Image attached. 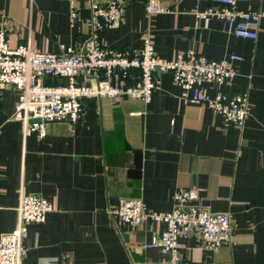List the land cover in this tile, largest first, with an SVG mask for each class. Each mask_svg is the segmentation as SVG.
<instances>
[{
	"label": "crops",
	"instance_id": "1",
	"mask_svg": "<svg viewBox=\"0 0 264 264\" xmlns=\"http://www.w3.org/2000/svg\"><path fill=\"white\" fill-rule=\"evenodd\" d=\"M117 1L123 4L120 25L99 33L108 46H137L149 29L162 60L188 50L213 59L239 56L231 82L203 83L200 91L209 97L219 90L246 92L245 123L238 128L184 101L190 93L163 73L149 103L84 99L77 124L49 123L39 139L23 135L21 121L12 118L15 89H0V235L15 228L20 196L35 194L53 210L44 223L28 226L20 264H59L64 254L74 264L160 261L158 250L142 245L164 225L117 227L109 209L120 198H139L151 211H168L177 189L199 187L210 211L230 214L231 240L208 251L194 231L179 239L181 255L190 264H264V20L252 40L226 32L215 17H196L217 8L211 0H165L170 11L151 17L146 0ZM236 7L264 12V0ZM77 8L81 18L71 24L66 1L0 0V25L11 47L57 53L80 47L90 33L85 3Z\"/></svg>",
	"mask_w": 264,
	"mask_h": 264
},
{
	"label": "built area",
	"instance_id": "2",
	"mask_svg": "<svg viewBox=\"0 0 264 264\" xmlns=\"http://www.w3.org/2000/svg\"><path fill=\"white\" fill-rule=\"evenodd\" d=\"M68 4V17L74 24L81 17L77 4L84 2L89 13L90 33L78 48L60 47L61 52L43 51L28 44L11 47L6 27L0 25V89L12 87L17 92L12 118L22 123L23 135L43 139L49 123L77 124L82 118V100L95 98L116 102L138 100L147 104L157 88L159 75L169 73L177 87L188 91L184 101L206 107L220 115L225 123L241 128L250 111L246 92L217 91L212 97L202 93L203 83L225 85L236 76L235 61L213 59L188 50L171 60H162L154 50L149 29L142 33L137 46L121 48L106 45L99 36L101 30L118 27L122 21L123 4L117 0H63ZM165 0H146L148 17L170 10ZM177 1V0H176ZM199 2L207 0H197ZM217 8L197 12L196 17H215L234 36L256 39L264 12L244 11L236 5L249 0H211ZM100 71H104L101 73ZM54 81V82H50ZM62 81V82H58ZM38 120L37 122H31ZM199 187L177 189L168 211H151L139 198H120L109 209L114 226L137 227L143 223H161L164 230L153 233L143 249L155 248L163 256L160 261L138 264H190L179 251V239H187L194 231L200 235L202 247L215 251L231 240V219L228 212H212L203 204ZM53 205L45 198L21 195L15 228L0 235V264H20L26 249L30 224L44 223ZM54 264V263H49ZM59 264H74L64 254Z\"/></svg>",
	"mask_w": 264,
	"mask_h": 264
},
{
	"label": "water",
	"instance_id": "3",
	"mask_svg": "<svg viewBox=\"0 0 264 264\" xmlns=\"http://www.w3.org/2000/svg\"><path fill=\"white\" fill-rule=\"evenodd\" d=\"M101 73H104V71H100ZM38 120H34V121H31V122H37Z\"/></svg>",
	"mask_w": 264,
	"mask_h": 264
}]
</instances>
